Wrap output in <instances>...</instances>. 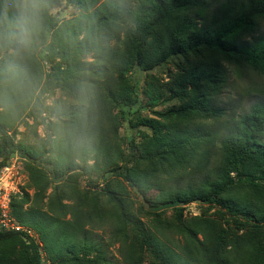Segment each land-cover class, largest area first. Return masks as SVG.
<instances>
[{
  "label": "rangeland",
  "instance_id": "rangeland-1",
  "mask_svg": "<svg viewBox=\"0 0 264 264\" xmlns=\"http://www.w3.org/2000/svg\"><path fill=\"white\" fill-rule=\"evenodd\" d=\"M31 1L25 0L23 6L29 5ZM117 1L134 8L140 0ZM200 1L201 5L196 9L201 15L197 16L199 24H210L213 14L225 0ZM46 10L54 25L50 22L52 26L47 28L45 36L35 43L33 35L21 39L17 36L18 32L17 35L14 33L17 27L7 29L8 23L5 21L3 32H0V117L4 99L10 93L18 95L20 92V88L9 79V66L22 65L27 73L36 78L37 63H41L40 86L21 117L15 122L7 120L5 124L0 121V126L14 139L15 149L11 155L18 158L29 176L24 210L44 212L48 216V223L51 222L50 225H41L42 229H36L32 237L39 247L40 264H163L155 257L154 250L163 252L173 264H212L211 259L215 257L212 255L218 247L220 236H223L220 252L226 247L230 248L233 240L264 239V230L255 226L257 221L241 214H230L220 202L208 203L196 199L154 212L145 205L140 190L125 177L126 174L138 180L147 200L157 202L160 190L145 182L144 177L149 175L148 179H160L166 177L167 173H177L180 171L178 160L190 148L201 144L197 133L190 147L172 149L166 161L158 159L154 147L146 146L163 135L166 125L182 119L177 110L183 107V98L191 95L193 88L186 89L183 98L175 96L174 91L179 87L182 89L183 83L192 86V69L201 73L210 67L219 66L224 71L222 83L218 82L220 73L205 82V86L211 90L215 87L214 82L217 86L220 83L209 101L219 112L200 109L185 114L191 117L190 121L194 122L195 127L218 135L226 134L231 126L250 112L255 102L264 99V78L246 67L228 62L219 52L210 50H201L186 57L173 55L163 65L148 71L134 64L126 78L129 90L127 102L113 105L118 133L115 140L102 144L108 149V154H102L104 157H112V153L117 154L119 151L121 153L119 168L112 171L107 168L102 157L100 165H97L94 153L78 146V137L74 139L72 153L65 154L66 143L56 140L58 134L54 128L55 124H59L68 131V109L78 103L64 90L63 81L71 77L79 82L90 77L64 61L58 52L60 42L56 38L63 34L69 39L81 40L84 34L77 29L82 22L81 15L90 11L83 9L79 2L69 0H47ZM256 21L258 28L254 33L237 32L235 37L247 41L257 36L258 32L264 35V19L256 18ZM110 44L115 46V40H111ZM74 50L71 54L80 57L81 61H95L94 49L76 53ZM58 64L62 70L57 69ZM170 109H175L178 114H164ZM150 121L153 126H150ZM85 133L83 128L80 134L88 139ZM259 138L264 139V129L259 133ZM153 167H159L156 168L159 171L150 172ZM172 170L177 171L170 172ZM58 171L65 176L55 179L54 175ZM103 171L107 172L109 189L117 194L124 207H120L102 191L107 182L103 179ZM231 175L235 176V173ZM46 182L48 188L38 196L40 190L37 186H43ZM56 186H59L57 190ZM245 192L236 190L235 195L241 198ZM125 214L143 223L149 242L145 241L139 229L124 220ZM60 224L65 228L63 238L71 240L53 241L49 253L41 233L60 230ZM190 231L196 232L198 240L189 236ZM85 234L89 242L84 239ZM190 242L197 243V246ZM201 246L203 249L200 250ZM188 247L191 255L185 251ZM14 248L15 252L11 256L19 254L21 244Z\"/></svg>",
  "mask_w": 264,
  "mask_h": 264
},
{
  "label": "trees",
  "instance_id": "trees-1",
  "mask_svg": "<svg viewBox=\"0 0 264 264\" xmlns=\"http://www.w3.org/2000/svg\"><path fill=\"white\" fill-rule=\"evenodd\" d=\"M69 1L79 2L83 9L90 12L81 15L82 22L80 21L77 28L83 32L84 37L78 40L69 39L63 34L58 35V52L69 66L85 72L90 77L79 82L69 77L62 83L64 90L78 102L68 109V131L65 126L54 125L58 134L56 140L66 143L65 154L72 153L74 139L78 137V146L93 152L97 165H100L102 157L109 170L116 171L119 168L120 151L117 154L112 153V157H104L102 154H108V149L102 144L115 140L114 137L118 133L112 112L113 105L127 102L129 90L126 78L134 64H139L143 70L148 71L163 65L173 55L186 57L201 50H210L219 52L228 62L246 67L264 78V35L258 32L257 36L247 41L235 37L237 32L256 31V18L264 19V0H225L213 14L212 22L204 25L199 24L197 17L201 16L196 10L201 5L200 0H140L134 8L117 0ZM23 3H26L25 0H0V32H3L5 21L8 23L7 29L17 27L14 32H18L17 36L25 39L31 34L35 43L45 36L47 28L53 24L46 10L47 0H32L25 6ZM23 9H28L31 13L27 30L20 26V12ZM111 40H115V46L110 44ZM93 49L96 51L95 61H81L80 57L71 54L73 50L76 53ZM57 69L62 70L60 64ZM223 72L219 66L210 67L201 73L192 69L190 75L193 87L183 83L182 89L179 87L174 91L175 96L183 98L186 89L193 88L192 94L183 98V107L177 110L182 119L166 125L160 140L156 138V142L146 144L155 148L160 161H166L169 160L167 154L172 149L190 147L191 140L197 133L202 140L201 144L190 148L178 160L177 167L180 171L177 173H167L166 177L160 179H148L149 175L144 177L145 182L148 181L160 190L159 200H147L139 181L126 174L125 177L132 186L140 190L145 205L154 212L176 207L181 203L187 204L196 199L208 203L220 202L230 214L250 217L258 222L255 225L257 229L264 230V139L259 138V133L264 129V99L255 102L250 112L222 135L195 127L194 122L190 121L191 117L185 115L200 109L211 113L219 112L209 101L224 81ZM217 73H220V83L217 86L214 82L215 87L211 90L209 86H205V82H209ZM34 76L28 72L27 82L20 88L18 95L10 93L11 95L4 99L1 105L2 123L5 124L7 120L15 122L29 105L42 80L40 62L37 63L36 78ZM169 113L174 115L177 112L170 109L164 114ZM150 126H153L151 121ZM83 128L88 139L80 134ZM14 149L13 137L0 126V165L7 162ZM156 168L159 167H153L150 172L157 173L159 170ZM232 172L235 176L231 175ZM106 174L107 172L103 171V179L107 182L102 191L120 207H124L117 194L109 189ZM64 176L63 172L58 171L54 178L61 179ZM29 183L30 181L28 186ZM48 186V182L43 186L39 184L38 196L42 195ZM57 188L59 186H56V190ZM236 190H245V195L237 197ZM27 197L26 192L22 197L13 200V213L23 224L40 231L41 225H50L51 222L48 223V216L44 212L35 209L24 210ZM124 220L139 229L145 241L149 242L147 231L138 218L125 214ZM59 227L60 230L41 233L49 253L53 241L71 240L63 238L65 228L61 224ZM188 233L197 239L196 232ZM84 239L90 241L87 234ZM222 239L223 236L218 238V247L212 255L215 257L211 259L212 264H264V239L233 240L230 248L226 247L220 252ZM190 243L197 246V243ZM18 244H21L19 254L11 256ZM0 247V264L41 263L37 243L23 232H0ZM185 251L191 255L189 247ZM153 252L163 264H173L163 252Z\"/></svg>",
  "mask_w": 264,
  "mask_h": 264
},
{
  "label": "built area",
  "instance_id": "built-area-1",
  "mask_svg": "<svg viewBox=\"0 0 264 264\" xmlns=\"http://www.w3.org/2000/svg\"><path fill=\"white\" fill-rule=\"evenodd\" d=\"M28 182L29 176L17 157L11 155L0 165V232H23L35 236L34 228L23 224L12 208L13 200L28 191Z\"/></svg>",
  "mask_w": 264,
  "mask_h": 264
},
{
  "label": "clouds",
  "instance_id": "clouds-1",
  "mask_svg": "<svg viewBox=\"0 0 264 264\" xmlns=\"http://www.w3.org/2000/svg\"><path fill=\"white\" fill-rule=\"evenodd\" d=\"M31 13L28 9H23L20 12V26L27 30L30 22ZM8 75L11 83L19 88H23L27 82V71L22 65L12 64L8 68Z\"/></svg>",
  "mask_w": 264,
  "mask_h": 264
}]
</instances>
